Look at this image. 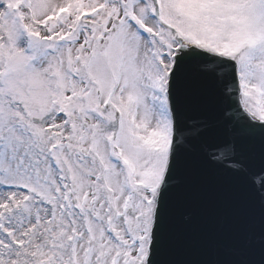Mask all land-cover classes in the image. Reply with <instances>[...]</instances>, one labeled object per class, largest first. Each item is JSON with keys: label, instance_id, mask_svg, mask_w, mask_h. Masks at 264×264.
Listing matches in <instances>:
<instances>
[{"label": "snow or ice", "instance_id": "1", "mask_svg": "<svg viewBox=\"0 0 264 264\" xmlns=\"http://www.w3.org/2000/svg\"><path fill=\"white\" fill-rule=\"evenodd\" d=\"M189 157L264 264V0H0V264H175Z\"/></svg>", "mask_w": 264, "mask_h": 264}, {"label": "water", "instance_id": "2", "mask_svg": "<svg viewBox=\"0 0 264 264\" xmlns=\"http://www.w3.org/2000/svg\"><path fill=\"white\" fill-rule=\"evenodd\" d=\"M177 180L171 192L178 211L171 220L173 238L166 259L175 264H228L251 253L259 259L257 245L245 255L237 253L242 239L260 232V197L254 189H242L190 157Z\"/></svg>", "mask_w": 264, "mask_h": 264}]
</instances>
